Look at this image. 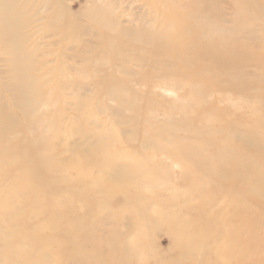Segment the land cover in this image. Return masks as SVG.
<instances>
[{
  "label": "rangeland",
  "instance_id": "obj_1",
  "mask_svg": "<svg viewBox=\"0 0 264 264\" xmlns=\"http://www.w3.org/2000/svg\"><path fill=\"white\" fill-rule=\"evenodd\" d=\"M0 264H264V0H0Z\"/></svg>",
  "mask_w": 264,
  "mask_h": 264
},
{
  "label": "bare ground",
  "instance_id": "obj_2",
  "mask_svg": "<svg viewBox=\"0 0 264 264\" xmlns=\"http://www.w3.org/2000/svg\"><path fill=\"white\" fill-rule=\"evenodd\" d=\"M194 13L192 12V11H190L186 16H184L183 18V21L181 22V21H177V20H175L174 19V17H179V15L177 16V15H173V14H171V13H168L167 15H166V19H167V21H169V22H167V28L168 29H171V28H173L174 29V31H176V28H177V26H181V25H183V24H186L187 23V21H189L188 23H192L191 22V18H192V15H193ZM202 37V35H198V38H201ZM171 40L168 42V43H170V44H175V45H178V40L177 39H172V38H170ZM231 41V40H230ZM234 42V40H232L231 41V43H233ZM168 43H165V44H163V43H160L159 45H161V46H163V47H167V45H168ZM230 43V44H231ZM232 55H234V53L232 52ZM230 56H231V54H230ZM196 90V89H195ZM197 91V90H196ZM256 227H257V225H255ZM251 242V241H250ZM226 244L227 243H225V248L227 249V251L228 252H231V247H230V244H231V246L233 245L232 243H228L227 244V246H226ZM238 251V253H239V257H241V259H242V262L248 257V253L250 252H248L247 254H243L242 253V251L241 250H237ZM230 259V258H229ZM240 259V258H239ZM231 260V259H230Z\"/></svg>",
  "mask_w": 264,
  "mask_h": 264
}]
</instances>
